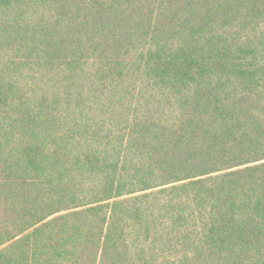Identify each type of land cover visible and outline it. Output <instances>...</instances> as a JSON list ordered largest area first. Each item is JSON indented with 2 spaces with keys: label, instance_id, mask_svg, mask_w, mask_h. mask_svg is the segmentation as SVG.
Instances as JSON below:
<instances>
[{
  "label": "trees",
  "instance_id": "obj_1",
  "mask_svg": "<svg viewBox=\"0 0 264 264\" xmlns=\"http://www.w3.org/2000/svg\"><path fill=\"white\" fill-rule=\"evenodd\" d=\"M0 264H264V0H0Z\"/></svg>",
  "mask_w": 264,
  "mask_h": 264
}]
</instances>
